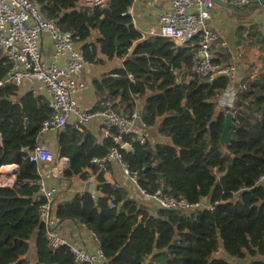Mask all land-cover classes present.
I'll list each match as a JSON object with an SVG mask.
<instances>
[{"label": "trees", "instance_id": "1", "mask_svg": "<svg viewBox=\"0 0 264 264\" xmlns=\"http://www.w3.org/2000/svg\"><path fill=\"white\" fill-rule=\"evenodd\" d=\"M35 1L83 43L87 60L97 69L89 75L96 104L110 97L126 116L141 107L146 142L135 134L124 135L133 150L121 149L130 168L139 173V184L149 192L161 189L188 203L208 199L212 205L193 212L153 213L126 187L109 180L112 165L105 170L92 163L118 145L68 124L57 136V156L70 159L67 179L93 180L96 193L86 189L71 200L58 198V217L94 233L112 264H233L238 259L264 264V64L257 73L250 67L242 81L234 110L236 127L224 145L226 115L218 102L230 81L220 77L208 83L194 70L202 34L184 46L162 36L143 37L127 15L136 0H110L97 8H82L79 0ZM77 8L81 12L62 17L63 11ZM248 31L260 35L258 26H240L237 45H245ZM218 49L222 59L214 62L231 63V54ZM10 70L11 62L0 49V82ZM52 115L47 96L14 84L0 88V168L18 166L16 184L0 186V264H22L33 237L35 264H75L68 247H49L39 216L40 176L32 155ZM150 128H157L159 137L170 143L151 141L145 133ZM219 249L222 255L217 256Z\"/></svg>", "mask_w": 264, "mask_h": 264}, {"label": "built area", "instance_id": "2", "mask_svg": "<svg viewBox=\"0 0 264 264\" xmlns=\"http://www.w3.org/2000/svg\"><path fill=\"white\" fill-rule=\"evenodd\" d=\"M110 0H79L82 8L106 6ZM239 6L249 4V0H224ZM170 9L159 13L158 31L153 35L162 36L178 46H184L198 34H202L203 43L194 70L210 82L220 77L230 81L227 90L219 99L220 110L225 114L236 116L235 106L240 92L243 75L239 62L245 57L244 46L235 47L212 24L214 13L210 7L211 0H169ZM134 6L127 10L136 22ZM220 42L231 54V63H216L213 45ZM0 49L11 62L9 79L0 82V88L14 84L23 88L43 87L51 101L53 115L45 121L40 136L36 139V148L32 160L38 165L40 176L38 195L40 222L45 226L49 247L57 249L68 247L74 256L75 264H112L102 251L100 244L91 251L79 241L72 240L62 233L65 224L55 212V198L59 193L58 183L65 181L69 170V159L58 157L55 142L58 134L68 124H75L83 133L89 127L95 128L102 140H112L116 147L103 158H94L92 163L100 169L114 165L128 180L131 187L139 193L140 200L153 213L162 209L193 212L212 209L211 202L188 203L158 190L149 192L139 184V173L133 171L124 160L121 149L125 146L133 150L132 144L124 141V135L135 134L145 143L141 125V107L130 116L120 113L115 108V101L106 98L91 108L81 104L87 85L81 80L85 69L94 66L83 51V43L75 31L64 30L56 20L42 12L35 0H0ZM133 79V76H131ZM251 79L256 81L255 74ZM35 90V89H34ZM13 169V165H6ZM264 182V176L261 178ZM16 184L14 177L1 176V187H12ZM111 208L114 202L109 203ZM84 226V225H83ZM85 227V226H84ZM96 240L94 233L90 232ZM217 256L222 255L221 250Z\"/></svg>", "mask_w": 264, "mask_h": 264}, {"label": "crops", "instance_id": "3", "mask_svg": "<svg viewBox=\"0 0 264 264\" xmlns=\"http://www.w3.org/2000/svg\"><path fill=\"white\" fill-rule=\"evenodd\" d=\"M133 6L135 11L134 14L136 17V22L133 21V23L135 27L143 33V37L155 36L153 34L158 31L159 13H161L163 10L165 11L167 9H170L171 7L169 0H136ZM210 10L214 13L215 16L211 22L214 26L219 28L223 36L235 47L244 46L245 57L239 62L243 75H247L249 73L248 70L250 67H253V71H255L256 73L260 71L264 64V5L253 2L244 6H240V9L238 10H231L214 4L212 7H210ZM237 15L242 16V18H234L237 17ZM240 21L248 22V25L251 24L250 26H248L249 30L254 26H258L260 28V35L257 36L251 34L250 31L247 32V45H237V29L240 26H244L243 22ZM249 44H252V46H249ZM213 46L214 58L216 60L222 59L218 56V52L220 50L218 48H223L220 42L215 43ZM197 57H201L200 52L198 53ZM92 70H97L95 65L88 69H85L81 74V80L87 85V90L84 92L81 99V104L85 108L94 107V105H96V103L98 102V99L95 97L94 89L90 85L91 81L89 75H92ZM22 89H24L25 91L33 90V92L35 93H41L46 96L44 88L38 85L33 89L29 86H25ZM156 130L157 128L145 129V133L148 137H150L151 141L164 142L165 139L159 137ZM88 131L95 133L99 137V139L102 140L96 132L95 128L89 127ZM112 166L114 175H108L109 180L111 182H114L118 187H126L131 195H135L140 201L139 193L131 187L130 183L122 175V173H120L114 165ZM14 167L18 168V166L15 164L13 165V169ZM11 177H14L15 179L16 176ZM92 182L93 180H90L89 183H91L92 185L94 184ZM89 183L83 182L77 178H74L72 180L66 178L65 181H61L58 183L59 193L56 195L55 202L58 200V198L71 200L77 193L85 191L86 189H88L89 191L90 187L87 188V185ZM61 229L62 233L65 236L72 240L79 241L84 247L90 249L91 251H94L99 246V242L94 237H92L87 228L81 224L68 222L65 223ZM36 259V237H33L29 255L22 264H35ZM250 262H252L251 259L233 260V264H250Z\"/></svg>", "mask_w": 264, "mask_h": 264}, {"label": "water", "instance_id": "4", "mask_svg": "<svg viewBox=\"0 0 264 264\" xmlns=\"http://www.w3.org/2000/svg\"><path fill=\"white\" fill-rule=\"evenodd\" d=\"M214 4L216 5H219L221 7H224V8H227V9H233V10H238L240 9V6L239 5H236V4H233V3H230V2H227V1H224V0H211ZM255 3H258L260 5H264V0H258L256 1ZM81 12V9L80 8H77V9H69V10H65L63 11L62 13V17H65L67 15H71V14H74V13H79ZM116 45L117 47H119L120 43L119 41L117 40L116 42ZM9 77L6 78V80H8ZM210 81H208L209 83ZM226 122H225V126H224V130H223V134H222V138H221V142L222 144H226L230 141L231 139V130L233 128L236 127V124L234 122V117L231 115V114H228L226 115ZM2 135H0V142L2 143ZM74 149H75V152L78 151V145H74L73 146ZM124 150H126L127 152H130V148L125 146L123 148ZM17 174V168L14 167V169H11V168H8L6 166H2L0 168V176H16ZM89 192L92 193V194H95L96 193V185L95 184H92L89 188ZM228 203V202H226ZM139 224H141V220L139 221ZM139 224L137 226L134 227V229H136Z\"/></svg>", "mask_w": 264, "mask_h": 264}, {"label": "rangeland", "instance_id": "5", "mask_svg": "<svg viewBox=\"0 0 264 264\" xmlns=\"http://www.w3.org/2000/svg\"><path fill=\"white\" fill-rule=\"evenodd\" d=\"M233 17H234V16H233ZM234 18H238V19H240V18H242V16H238V15H237V17H234ZM237 21H238V20H237ZM240 22H243V21H240ZM243 25L248 27V26H250L251 24L248 25V22H243ZM216 28L219 30L218 27H216ZM219 31H220V30H219ZM244 44L246 45V43H244ZM244 56H245V55H244ZM165 142L170 143L169 140H166Z\"/></svg>", "mask_w": 264, "mask_h": 264}]
</instances>
